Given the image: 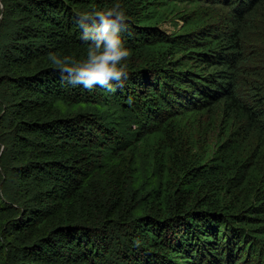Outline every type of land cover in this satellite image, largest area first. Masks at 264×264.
<instances>
[{
  "label": "trees",
  "instance_id": "obj_1",
  "mask_svg": "<svg viewBox=\"0 0 264 264\" xmlns=\"http://www.w3.org/2000/svg\"><path fill=\"white\" fill-rule=\"evenodd\" d=\"M180 2L238 21L264 4L0 0V264H264V84L245 79L239 29L162 30ZM116 3L128 79L62 80L49 54L84 61L101 21L78 14Z\"/></svg>",
  "mask_w": 264,
  "mask_h": 264
},
{
  "label": "clouds",
  "instance_id": "obj_2",
  "mask_svg": "<svg viewBox=\"0 0 264 264\" xmlns=\"http://www.w3.org/2000/svg\"><path fill=\"white\" fill-rule=\"evenodd\" d=\"M2 7L0 5V8ZM78 16L84 19L98 17L101 21L95 31L88 28L90 35L82 38L95 41L94 47H88L86 59L78 63L74 60L73 64L64 62L69 57L67 55L60 57L49 54L48 59L60 70L62 80L66 79L62 73L67 72L72 74L73 85H83L88 90L98 85L114 92L117 85L122 87L123 81L128 79L126 65H121V61L125 60L129 54L123 36V33L128 31L126 14L122 6L116 3L114 7L106 11L81 12ZM121 22L124 24L123 29L119 26ZM77 26L86 27L82 21ZM128 102H132L131 98Z\"/></svg>",
  "mask_w": 264,
  "mask_h": 264
},
{
  "label": "rangeland",
  "instance_id": "obj_3",
  "mask_svg": "<svg viewBox=\"0 0 264 264\" xmlns=\"http://www.w3.org/2000/svg\"><path fill=\"white\" fill-rule=\"evenodd\" d=\"M185 15H193V18H203L204 25H210L218 33H225L232 29H239L242 35L243 52L246 58L244 64L245 79H247L254 86H260L264 84V4L259 7V11L247 14L244 20L238 21L234 19L232 7L224 4H212L203 3V6L198 9L196 5H191L187 2H180L177 6L171 10H165L164 22L160 25L161 29L169 35L178 33L182 30L184 23L186 22ZM264 90V85L260 86ZM260 92L264 93V91ZM259 92V93H260ZM218 119L221 120V115L218 113ZM205 115L203 120L207 119ZM186 132L181 134L180 146L185 150L183 155H187V145L189 144L188 138H186ZM216 136V133L213 134ZM196 139H199V135H195ZM211 140V137L209 138ZM203 138L198 141L201 150V143ZM199 150L195 149L193 153H199Z\"/></svg>",
  "mask_w": 264,
  "mask_h": 264
}]
</instances>
